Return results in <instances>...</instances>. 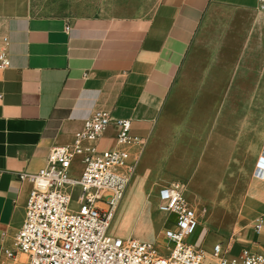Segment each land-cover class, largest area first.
Returning <instances> with one entry per match:
<instances>
[{"label": "crops", "instance_id": "1", "mask_svg": "<svg viewBox=\"0 0 264 264\" xmlns=\"http://www.w3.org/2000/svg\"><path fill=\"white\" fill-rule=\"evenodd\" d=\"M4 36L1 247L14 248L26 216L32 184L19 174L74 146L105 110L132 120L140 139L126 147L135 164L126 190L159 195L183 182L201 216L196 245L264 254V0H0ZM119 131L111 124L82 146L118 148Z\"/></svg>", "mask_w": 264, "mask_h": 264}, {"label": "built area", "instance_id": "2", "mask_svg": "<svg viewBox=\"0 0 264 264\" xmlns=\"http://www.w3.org/2000/svg\"><path fill=\"white\" fill-rule=\"evenodd\" d=\"M8 45V37L0 38V69L11 66ZM111 124L120 127V147L83 148L84 141L98 140ZM131 130L132 120L96 111L77 134L74 146L55 147L45 167L20 173L22 181L32 184L26 216L14 248L0 246V257L16 258L21 252L27 255L28 264H264V254L251 249L233 255L223 243L207 250L190 242L201 216L186 197V185L179 181L159 191V210L171 223L159 244L112 234L113 219L135 169L126 147L140 139ZM78 155H83V166L74 175ZM263 226L264 220L259 218L256 230L260 232Z\"/></svg>", "mask_w": 264, "mask_h": 264}, {"label": "rangeland", "instance_id": "3", "mask_svg": "<svg viewBox=\"0 0 264 264\" xmlns=\"http://www.w3.org/2000/svg\"><path fill=\"white\" fill-rule=\"evenodd\" d=\"M137 188L131 186L125 191L123 202L113 219L111 232L116 236H134L159 244L166 227L171 226V223L166 222L168 215L159 210L158 195L152 187H147L144 193ZM200 241L198 228L190 237V242L199 244Z\"/></svg>", "mask_w": 264, "mask_h": 264}]
</instances>
